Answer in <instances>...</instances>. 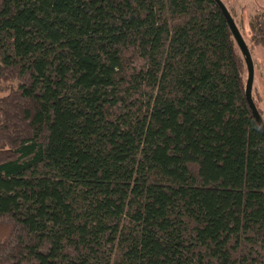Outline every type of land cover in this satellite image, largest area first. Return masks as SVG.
I'll return each instance as SVG.
<instances>
[{
    "label": "trees",
    "instance_id": "obj_1",
    "mask_svg": "<svg viewBox=\"0 0 264 264\" xmlns=\"http://www.w3.org/2000/svg\"><path fill=\"white\" fill-rule=\"evenodd\" d=\"M247 79L216 0H0V264H264Z\"/></svg>",
    "mask_w": 264,
    "mask_h": 264
},
{
    "label": "rangeland",
    "instance_id": "obj_2",
    "mask_svg": "<svg viewBox=\"0 0 264 264\" xmlns=\"http://www.w3.org/2000/svg\"><path fill=\"white\" fill-rule=\"evenodd\" d=\"M227 7H234L238 18V27L243 34L247 44L250 39V17L259 9L264 10V0H222ZM254 60V83L253 89L261 95V106L264 110V50L255 48Z\"/></svg>",
    "mask_w": 264,
    "mask_h": 264
},
{
    "label": "water",
    "instance_id": "obj_3",
    "mask_svg": "<svg viewBox=\"0 0 264 264\" xmlns=\"http://www.w3.org/2000/svg\"><path fill=\"white\" fill-rule=\"evenodd\" d=\"M218 2V4L220 5L222 11L224 12L229 25L233 31V34L237 40V43L240 47V50L242 52V54L244 55L246 64H247V68H248V79H247V85H246V96L247 99L250 103V106L252 108L253 114L256 117L259 125L261 126V128L264 131V119L261 116V113L259 112L254 98H253V83H254V60H253V56L252 53L250 51V48L243 36V34L241 33L235 19L233 18V16L231 15L229 9L227 8V6L225 5V3L222 0H216Z\"/></svg>",
    "mask_w": 264,
    "mask_h": 264
}]
</instances>
